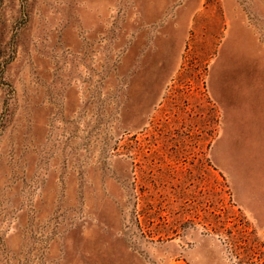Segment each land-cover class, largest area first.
Listing matches in <instances>:
<instances>
[{"label": "rangeland", "instance_id": "1", "mask_svg": "<svg viewBox=\"0 0 264 264\" xmlns=\"http://www.w3.org/2000/svg\"><path fill=\"white\" fill-rule=\"evenodd\" d=\"M0 264H264V0H0Z\"/></svg>", "mask_w": 264, "mask_h": 264}, {"label": "trees", "instance_id": "2", "mask_svg": "<svg viewBox=\"0 0 264 264\" xmlns=\"http://www.w3.org/2000/svg\"><path fill=\"white\" fill-rule=\"evenodd\" d=\"M242 232H246V230H244V228H243V229L241 228V231H240V233H242Z\"/></svg>", "mask_w": 264, "mask_h": 264}]
</instances>
